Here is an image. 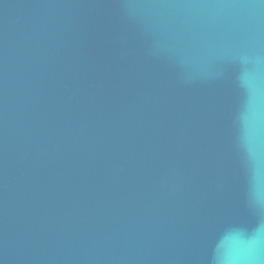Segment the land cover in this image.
<instances>
[{
    "label": "water",
    "instance_id": "1",
    "mask_svg": "<svg viewBox=\"0 0 264 264\" xmlns=\"http://www.w3.org/2000/svg\"><path fill=\"white\" fill-rule=\"evenodd\" d=\"M264 261V0H0V264Z\"/></svg>",
    "mask_w": 264,
    "mask_h": 264
},
{
    "label": "clouds",
    "instance_id": "2",
    "mask_svg": "<svg viewBox=\"0 0 264 264\" xmlns=\"http://www.w3.org/2000/svg\"><path fill=\"white\" fill-rule=\"evenodd\" d=\"M253 264H264V261H262V260L260 259L259 254H258L257 257L254 259Z\"/></svg>",
    "mask_w": 264,
    "mask_h": 264
}]
</instances>
